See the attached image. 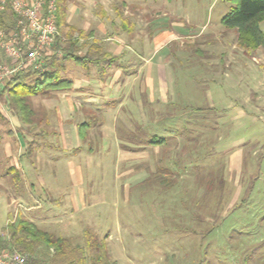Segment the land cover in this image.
Here are the masks:
<instances>
[{"label":"rangeland","instance_id":"374dc122","mask_svg":"<svg viewBox=\"0 0 264 264\" xmlns=\"http://www.w3.org/2000/svg\"><path fill=\"white\" fill-rule=\"evenodd\" d=\"M232 3L65 0L60 30L79 39L82 28L84 51L107 46L94 61L111 57V43L133 41L136 90L111 93L127 73L89 71L98 105L80 103L93 88L69 116L59 105L74 92L36 96L29 127L0 95V233L24 218L117 264H264V48L244 50L221 25ZM82 71L69 61L60 76ZM152 135L165 143L147 145ZM48 257L42 251L40 263Z\"/></svg>","mask_w":264,"mask_h":264},{"label":"trees","instance_id":"16d2710c","mask_svg":"<svg viewBox=\"0 0 264 264\" xmlns=\"http://www.w3.org/2000/svg\"><path fill=\"white\" fill-rule=\"evenodd\" d=\"M231 1L233 3L230 7V13L221 19V25L237 33V44L244 50L264 48V33L259 29V24L264 21V0ZM64 2L65 0H56L58 35L52 46L54 54L45 58L40 70L19 72L5 81L0 88V95L6 96V104L11 109L13 116L18 123L27 127L33 125L35 118H37V113L31 102L33 97H49V92L59 93L71 89L72 81L60 76L64 62L71 61L84 67L91 59L90 54L94 52V49L91 48L85 55H80L79 51L84 47L83 43L79 44L80 38L83 36L82 33L78 35L79 39H73L72 31L63 33L60 30L65 25ZM15 19L14 14L8 8L0 11V31L8 33L13 29ZM196 111L201 112L202 109ZM0 118L2 117L0 116ZM92 127L91 122L81 123L78 126L79 138L85 140L87 132ZM164 143L163 138L152 135L146 144L160 146ZM96 243L97 241L93 244L96 246ZM91 247L92 244H87L86 247L73 248L67 239L41 230L36 223L24 218L9 221L3 232L0 233V249L19 252L27 258L28 264L40 263V248L45 251L52 250V255L48 257L49 260L47 259L48 262L45 264H117L116 261L109 260V254L100 253L96 248L99 246L95 247L96 252L93 253Z\"/></svg>","mask_w":264,"mask_h":264},{"label":"built area","instance_id":"2783aa9c","mask_svg":"<svg viewBox=\"0 0 264 264\" xmlns=\"http://www.w3.org/2000/svg\"><path fill=\"white\" fill-rule=\"evenodd\" d=\"M9 9L15 25L0 31V48L6 59L0 63V88L19 72L40 70L58 35L56 0H0V11ZM59 55V54H58ZM0 264H28L17 251L0 249Z\"/></svg>","mask_w":264,"mask_h":264},{"label":"crops","instance_id":"0c3cea01","mask_svg":"<svg viewBox=\"0 0 264 264\" xmlns=\"http://www.w3.org/2000/svg\"><path fill=\"white\" fill-rule=\"evenodd\" d=\"M80 33H82V28H80L79 31H75L74 32L75 35H79ZM129 33H127V34H129ZM82 35H83V33H82ZM132 42L133 41L130 42V38L128 37V40L126 42L116 41L115 43H111L112 44V47H109V48L111 50V54L112 55L108 51H107L106 54L103 53L105 56H111V57H108L106 59H103L102 58L101 61L99 59H97L96 61H94V58L99 55V53L96 54L97 51L96 52L94 51L93 53H95L96 55L90 54L91 59L86 63V65L84 67L77 65L78 68L80 67L83 70L82 71V74H81L83 77L81 79H72V77L64 78V79H69V80L72 81V87L69 90V92L72 91V92H74V94H72L71 96L67 94V96H65L64 98H62V103H60L59 108L61 109V106H62L63 110H66V112L65 111L64 112L67 113V115L69 116L70 113H71V111H74V107H75L76 101L78 99H81V98L84 97V96L81 97L80 95L83 92H88L92 88L95 91V92H93L94 97L93 96H90L91 97L90 99L84 100V101H86L85 103L83 101H81L80 103H82V104H86L87 103L88 104L90 102V104H91V102H92V104L93 103H96L98 105V101H102L101 98L98 99V97H99L98 91L100 90V86H99V83L100 82L98 81V78L88 81L87 78H86V74L89 71H90V73L92 72L93 74H96V76H101L103 74H109L110 76H112L111 73H109L112 69H115V72L117 73L118 76H120V74L127 73V78L126 79H124L122 81L121 80H119V81L116 80L115 81L114 89H112L111 93H116L117 91L118 92H121V91L124 90L125 93H126V96L129 97L131 94L128 95V93L133 92V91L136 90L135 83H134V81L136 79L135 71H132L131 73L129 72V70H130V67L129 66H131L132 64H130L128 62V61H130V59L132 57V55H130V53H131L130 52V43H132ZM80 43H82L81 40H80L79 44ZM90 46L91 47H89L88 50L91 49V48L97 49V47H94L93 43ZM101 46H106V45H101L99 43L98 44V49ZM82 51H83V53L82 52H79L80 55H85L86 52H87V51H84V49ZM112 51H113V53H112ZM151 60H152L151 57H148L147 60L145 59L144 66H147V68H150L151 66L148 65V61H151ZM68 62L69 61H65L64 62L63 69H61V72L62 73H65V71H66V64ZM104 62H105V64H103ZM134 69L135 68H132V70H134ZM124 70H128L129 73L128 72H124ZM140 70L139 71L142 72V68ZM128 85L131 88H128L129 87ZM147 87H148V85H146V88ZM159 92H161V91L159 90ZM75 93H77V95H75ZM108 93H110V92H108ZM140 94H141V97L144 96V97H146L148 99L147 100L148 103H151V102L154 101V93H152V90H151L150 87L147 88V89H143L140 92ZM110 96H114V94L113 95H110ZM121 105H122V103H121ZM213 107H214V105H210V108H213ZM67 108H68V110H67ZM241 116L242 115H240V118H241ZM243 116H245V115L243 114ZM77 135H78V132H77ZM63 136L66 137V138L69 137V139L70 138L76 139L73 136L72 137L70 135L67 136L66 134L63 135ZM78 138H79V135H78ZM241 144H244V145H241V148H244V146H246L245 143H241ZM29 220L32 221V222H34V223H36L35 220H32V219H29ZM40 250H41V252L42 251H45L42 248L39 249V252H40ZM41 252H40V254H41ZM45 252L48 253V256H51L52 255V250L45 251ZM58 263H59V260H58Z\"/></svg>","mask_w":264,"mask_h":264}]
</instances>
